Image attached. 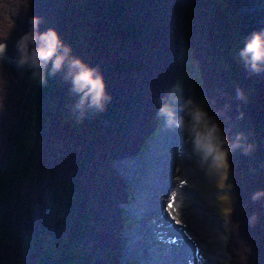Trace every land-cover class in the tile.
Returning a JSON list of instances; mask_svg holds the SVG:
<instances>
[{
    "label": "trees",
    "instance_id": "obj_1",
    "mask_svg": "<svg viewBox=\"0 0 264 264\" xmlns=\"http://www.w3.org/2000/svg\"><path fill=\"white\" fill-rule=\"evenodd\" d=\"M71 2L0 0V43L13 58L11 66L0 59V264H121V233L132 221L122 204L132 187L114 162L146 149L163 117L161 103L183 77L186 48L197 65L203 108L228 141L236 202L228 211L227 264H264V195L254 198L264 193V73L231 57L229 26L220 14L226 7L235 19L246 8L245 20L236 19L247 42L264 33L259 0H84L87 66L102 76L106 98L101 109L75 106L64 130L68 52L58 70L55 57L38 69L20 66L18 42L2 30L14 21L24 26L21 39L38 17L36 31L55 30L62 53ZM196 21L198 40L191 29ZM208 50L224 65L209 64ZM19 81L11 91L10 82ZM60 137L63 152L41 192L44 161Z\"/></svg>",
    "mask_w": 264,
    "mask_h": 264
},
{
    "label": "rangeland",
    "instance_id": "obj_2",
    "mask_svg": "<svg viewBox=\"0 0 264 264\" xmlns=\"http://www.w3.org/2000/svg\"><path fill=\"white\" fill-rule=\"evenodd\" d=\"M194 1L196 0H193V2ZM83 2L84 0H72V2L68 5V10L71 13H68V17H67L69 19L67 25V34H66L67 43H68L67 52L70 61L74 59H79L85 65H87V61L90 57V53L86 48L85 40L88 32L90 31V21L87 18V10L86 7L83 5ZM222 8L223 9L221 11L223 14L220 11L219 12L221 16H223V20H226L225 24H228L229 26V28H227V31H228V36L230 38H229V48L227 47V51H229L231 57L239 65L245 66L247 65V60L245 57L241 56V50L244 48L246 44V39L239 29L240 23H238L236 17L245 20V17L242 13L246 10V8L245 7L238 8L234 13V15H236L235 19H231V17L229 19V17L227 16L228 13L225 12L227 8L226 7H222ZM256 8L264 9V0H259V3L256 5ZM195 14H197L196 11ZM242 19H240L241 22ZM5 23L6 25L5 28L2 30V32L8 35L11 41L18 42V39H20L18 38V35H20L19 33L21 32L24 26L19 27L18 25L20 24L11 21L9 19L5 21ZM26 25H25V29H28L29 23ZM235 27H237V31H235ZM191 29H192V37L195 40L200 39L201 30L198 21H196L193 24V27ZM3 45H4V51H3L4 53H2L3 55L0 54V56L2 55L1 58L7 66H11L13 58H11L6 54L5 44ZM181 58L185 60V64H186L183 77L179 80L178 84L173 88L172 94L166 99L167 102L172 104L175 111L176 108L178 107L179 115L182 114L180 105L181 103L183 104V101L180 104L178 103L179 101L189 97V95H191L190 98L196 104L202 105L203 107V99H202L203 89L199 84V80L197 78V72L195 71L197 70L196 67L197 65L195 63V60L191 57L190 51L187 48L186 50L181 51ZM206 61L214 66L216 64L224 65L222 62L223 60H221V58H219L218 60L217 56L211 50H208V54L206 55ZM160 63L161 62H159V64ZM261 66H264V61L261 62ZM76 70L77 69H74L71 65V73L67 79V82L65 83L66 85L64 86V88H62L63 92L61 96V104H62L61 111L63 113L62 128H64V130L67 129V124H68L67 120L72 115L73 109L76 106L77 99L79 97V93L75 91L74 83H73V75L75 74ZM143 74H146L148 76L149 69ZM10 84L12 86L11 91L18 90L16 85H22L21 81H19V83L16 84L10 82ZM189 119L190 117L188 118V120ZM3 131H4L3 125H0V138L1 135H3ZM158 132H160V128L157 130L153 138L157 136ZM181 137L186 139L187 141L186 148H184L182 152L184 157L186 156L187 158L186 163L189 164L188 166L193 172L195 181H192V179H190L189 182L184 183L183 187L185 186V188L183 189V193L179 195L180 197L179 201L182 200V207L185 209H189L191 204L194 203H196L197 206L200 205L201 208H203L204 210V211L202 210L201 212L202 219L205 222L210 223L215 230H218V232L224 235V240H223L224 242L226 239V233L228 227V211L233 208L236 202L234 189L231 184V174L226 168V169H221L219 172H215L210 175L206 166L205 167L201 166L200 157L193 150V145L190 142L188 133L185 131V129H183V134ZM170 139H172V137ZM148 148L149 146H147L146 149L142 151L139 156H136V159H141V158L143 159V156L145 155V152L148 150ZM63 149H64L63 137H60L59 139L56 140L53 150L47 155L44 161L45 171L43 172L42 175L43 181L42 184L40 185L41 192L46 188L47 176L56 165L57 160L59 159L61 153L63 152ZM151 150L152 148L149 151ZM170 153H173L171 155L172 159L171 160L168 159L169 166L164 169V172L160 171L159 174L160 178L157 179V187H161L158 186V182L164 176H168V178L171 179L173 172L180 170L181 161L179 159V156L177 157L176 153H174L173 150H170ZM120 160L121 159H119V161ZM144 160L145 161L147 160V155ZM122 164H124V167L121 166ZM127 164L137 165V161L131 160L129 162H124V163L120 162V166H119L120 173L122 172L126 177L131 178L129 183L130 186L132 187V191H130V198L128 202L122 204V206L127 211L126 213H131L133 222L132 221L127 222L121 235H123L125 240L123 247L128 242V240L134 236V239H136L135 242L137 243L134 249L137 251V253H133L131 250L132 253L129 252L126 254L127 258L124 257L121 258V264H145V262L150 260L151 258H154L150 260L152 264H197L198 258L195 252L191 250L192 248L191 244H189L188 242H184L186 241L185 232L182 230L181 232L182 234L178 233L179 231H181V229L180 226L177 227L175 226V223L173 221L175 216H170L168 214L162 213V216L160 217V221H159V227L157 228L153 227L154 221H152L153 222V224L151 225L152 235L149 234L150 231L148 225L150 223V219H152L153 216H155L154 214H156L157 212L167 211V206L170 207L171 209L173 208L168 201L163 199V197L162 198L158 197L157 195L158 190L156 189V185L155 187L149 189L151 195L150 197L144 199L145 205L142 210L133 211L128 206V204H134L135 202H137L140 187L139 186H138L139 188L135 187L136 185L134 184V182L135 181L138 182L139 180H142L145 173L141 172L139 168H136L135 171L129 176L128 171L126 169ZM154 164L157 165V160L154 162ZM165 173H167L168 175ZM188 173H190L189 170ZM221 180L223 181L222 184H221ZM149 181L155 182V177H151L149 175L148 182ZM171 183L172 180H169L165 182L164 187H161L162 192L164 194L165 192L167 193L168 190L170 189V187L168 186H170ZM169 211L173 213L172 210L169 209ZM139 221H141L140 223L141 226L136 225L139 223ZM160 226L162 227L160 228ZM170 232L175 234L177 237H179L183 243L173 242ZM124 233L127 235L124 236ZM136 235L137 237H135ZM140 244H144V245H140ZM194 245H196V243H194ZM149 246L155 250L156 255L153 254L148 255V252L145 249V247H149ZM225 246H226V242H225ZM171 247L173 248V250L171 249ZM143 249L145 250V252L143 251ZM179 250L180 252L182 251L184 253L186 252L185 254L187 255V257L178 254ZM224 252L225 253L223 254V256L215 258L217 264H227L228 261L230 260L231 256L226 251V247ZM142 260H144L145 262Z\"/></svg>",
    "mask_w": 264,
    "mask_h": 264
},
{
    "label": "clouds",
    "instance_id": "obj_3",
    "mask_svg": "<svg viewBox=\"0 0 264 264\" xmlns=\"http://www.w3.org/2000/svg\"><path fill=\"white\" fill-rule=\"evenodd\" d=\"M32 31L26 33L17 43L19 57L18 65H28L31 68L45 67L49 60H53V70L63 66L68 49L59 52L61 42L58 34L53 29L39 33L36 31L39 18L31 19ZM4 45L0 43V53ZM248 66L253 71L260 70V63L264 61V33H254L241 50ZM75 71L73 75L74 89L80 93L77 109L83 111L86 107L101 109L105 101V85L101 75L96 69L85 65L79 59L71 61ZM36 75V73H34ZM42 79V77H41ZM181 108L190 119L186 122L183 116H177L172 104L165 101L161 103L159 115L166 118L169 125L182 127L188 133L193 150L200 157L201 166L207 168L209 174L227 168L226 157L229 152L227 138L223 136L219 124L215 122L202 107L191 98L186 100ZM223 181L221 180V184ZM264 193H256L254 198H259Z\"/></svg>",
    "mask_w": 264,
    "mask_h": 264
},
{
    "label": "bare ground",
    "instance_id": "obj_4",
    "mask_svg": "<svg viewBox=\"0 0 264 264\" xmlns=\"http://www.w3.org/2000/svg\"><path fill=\"white\" fill-rule=\"evenodd\" d=\"M2 53H4V52H2ZM2 53H0V54H2ZM260 66H261V64H260ZM262 69L264 70V66H262ZM260 74H263V73H260ZM182 101L183 100L179 101L178 104H180ZM181 105H182V103H181ZM175 112H176V115L178 117L182 116V114L179 115L178 107L176 108ZM163 125L164 126L162 128V131L159 133V135H157L151 141L152 143L150 142V147L148 148L147 152H145V156L143 158L145 159V157L147 155L146 161L143 160L142 158L141 159H128L127 158V159H123V160H120L117 162L118 163L117 167L120 171V168H119L120 162L124 163V162H129L131 160L137 161V165L136 164H127L126 165V169L128 171L129 176H130V174H132L135 171L136 168H139V170L141 172L145 173L142 180H139L138 182L137 181L134 182L136 187H138V186L140 187V190L138 193L137 202H135L134 204H130L129 207L133 211L134 210H137V211L142 210L144 205H145L144 199L150 197V195H151L149 189L155 187V185H156V189L158 190V192H157L158 197L159 198L163 197V199L168 201L173 208L171 209L170 207L167 206V211L157 212L156 214H154L155 216H153V218L150 219V223L148 225L149 231L152 227L151 224H153L152 221H154L153 227H155V228L159 227V221H160V217L162 216V213L168 214L170 216H175V218L173 220L175 223V226L176 227L180 226V229L185 232L186 241H184V242H188L189 244H191V247H192L191 250L193 252H195V254L198 258L197 264H201L202 260H205L204 264H209L210 262H211V264H217L215 261V258L221 257L225 253L224 252L225 251V249H224L225 241L223 242L224 235L222 233L218 232V230H215L210 223L205 222L202 219L201 212H202L203 208H201L200 205H198L199 206L198 207L197 204L194 203V204H191L189 209H185L182 207V203L179 201V195L183 193L184 183L189 182V180H190L188 178L186 179V177H185L187 175V172H188L187 170L189 169V166L186 163V159H185L183 152H182V150L185 148V146L187 144L186 139L181 137L183 134L182 129H184V128L177 127L175 125H169L166 121V118H165ZM178 131H180V132L178 133ZM171 137H173V138L170 139ZM151 148H152V150L149 151ZM163 150H164V152H163ZM170 150H173L174 153H176L177 157L179 156V159L181 161V163H180L181 167H180V170L173 172L171 179H169L168 176H164L158 182V186L164 187L165 182L172 180L171 185L168 186V187H170V189L168 190L167 193L165 192V194H164L162 192L161 187H157V179L160 178L159 177L160 171L164 172V169L169 166L168 159L171 160L172 159L171 155L173 154V153H170ZM156 160H157L158 168H157V165L154 164V162ZM139 165H141V166H139ZM121 166L124 167V164H122ZM190 172H192V171L190 170ZM120 174L124 175V173H122V172ZM165 174H167V173H165ZM149 175L151 177H155V182H152V181L148 182ZM126 178L128 180H131V178H128V177H126ZM179 178H180V180H179ZM192 181H195V180L192 179ZM148 207H150V206H148ZM169 209L172 210L173 213H171L169 211ZM156 221H158V222H156ZM140 223H141V221H139V223H138L139 226H141ZM161 227L162 226H160V228ZM149 234L151 235L150 232H149ZM135 237H137V235ZM171 238H172L173 242L183 243L182 240H180V238L177 237L173 233H171ZM135 240L136 239H134V236L128 240V242L125 244V246L121 250L122 255H121L120 259L122 257L127 258L126 254L131 252V250L133 253H137V251L134 249L135 245L137 244L135 242ZM167 240H168V238H167ZM194 243H196V246H194ZM140 245H144V244H140ZM145 249L147 250L148 254L150 253V255L151 254L156 255L155 250L152 249L150 246L145 247ZM171 249L173 250L172 247H171ZM143 251L145 252L144 249H143ZM183 253H184L183 251L182 252H180V250L178 251V254L187 257V255L185 254L186 252L184 254ZM151 257H153V256H151ZM151 259H154V258H151ZM150 260H148L146 262L144 260H142V261H144L145 264H152V262Z\"/></svg>",
    "mask_w": 264,
    "mask_h": 264
},
{
    "label": "water",
    "instance_id": "obj_5",
    "mask_svg": "<svg viewBox=\"0 0 264 264\" xmlns=\"http://www.w3.org/2000/svg\"><path fill=\"white\" fill-rule=\"evenodd\" d=\"M68 13H71V12L68 10ZM259 72H260V73H264V72H263V69H262V66H260V70H259ZM164 121H165V118H162V119H161V124H160V127H159V128H160V132L162 131V128H163V126H164V125H163V124H164ZM160 132H158L157 135H159ZM154 138H155V137H154ZM154 138H151V139H148V140H147V142H148V144H149V147H150V142H151ZM146 152H147V151H146ZM144 156H145V155H144ZM144 156H143V157H144ZM127 158H128V159H136V157H134V156H126V157H124V158H122V159H127ZM122 159H121V160H122ZM143 160H144V158H143ZM118 161H119V160H116V161L114 162V166H115V168L119 171V169H118V167H117V164H118L117 162H118ZM119 172H120V171H119ZM122 177H123L128 183H130V180H128L124 175H122ZM135 187H136V186H135ZM129 205H130V204H128V206H129ZM124 235H125V233H124ZM126 235H127V234H126Z\"/></svg>",
    "mask_w": 264,
    "mask_h": 264
},
{
    "label": "flooded vegetation",
    "instance_id": "obj_6",
    "mask_svg": "<svg viewBox=\"0 0 264 264\" xmlns=\"http://www.w3.org/2000/svg\"><path fill=\"white\" fill-rule=\"evenodd\" d=\"M191 97V95H189V97H187L186 99H184L183 100V104H184V102L186 101V100H188L189 98ZM182 104V105H183ZM181 112H182V116L184 117V120L187 122L188 121V118H189V116L187 115V114H185V111L181 108ZM181 130V129H180ZM183 130V129H182ZM180 131H178V133H179ZM174 136V135H173ZM173 138V137H172ZM189 171L191 170L190 168L188 169ZM187 170V171H188ZM186 178H188V179H194V176H193V173L192 172H190V173H188L187 172V175L185 176ZM185 179V178H184ZM179 180H180V178H179ZM183 180V179H182ZM188 181V180H187ZM187 220V219H186ZM194 246H196V245H194ZM224 249H225V245H224ZM205 263V260H202L201 261V264H204ZM217 263V262H216ZM209 264H211V262L209 263Z\"/></svg>",
    "mask_w": 264,
    "mask_h": 264
}]
</instances>
